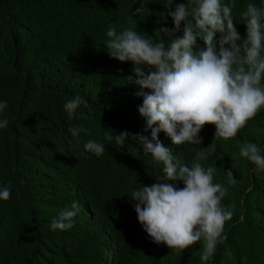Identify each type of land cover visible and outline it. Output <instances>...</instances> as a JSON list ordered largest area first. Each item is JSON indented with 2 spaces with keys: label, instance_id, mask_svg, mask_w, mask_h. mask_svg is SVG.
Masks as SVG:
<instances>
[{
  "label": "trees",
  "instance_id": "1",
  "mask_svg": "<svg viewBox=\"0 0 264 264\" xmlns=\"http://www.w3.org/2000/svg\"><path fill=\"white\" fill-rule=\"evenodd\" d=\"M248 2L235 0L232 12L242 38L240 12ZM163 11V0H0V100L7 101L0 115L9 120L0 130V184L11 182L10 198L0 202V264H201L203 240L170 249L152 242L137 220L127 194L155 183L161 166L133 141L108 139L150 130L143 131L138 88L124 82L132 65L110 57L104 45L107 27L158 38L159 27L172 26L171 18L159 20ZM77 94L88 105L70 119L63 105ZM71 126L88 133L73 137ZM214 133L205 124L199 145H173L163 132L158 138L189 166L215 145L202 163L216 167L213 182L228 187L222 204L233 216L209 264H264V173L253 175L239 155L245 142L264 150V109L228 141ZM88 139L103 143L105 153H86ZM72 201L81 206L74 227L52 230V219Z\"/></svg>",
  "mask_w": 264,
  "mask_h": 264
},
{
  "label": "clouds",
  "instance_id": "2",
  "mask_svg": "<svg viewBox=\"0 0 264 264\" xmlns=\"http://www.w3.org/2000/svg\"><path fill=\"white\" fill-rule=\"evenodd\" d=\"M234 3L163 0L159 20L166 23L171 18L172 26L159 27L158 38L134 27L118 31L112 24L105 33L109 56L132 65L124 82L138 88L135 95L142 97L138 113L145 120L143 131L150 130V135L124 130L111 133L108 139L120 146L133 141L161 166L155 183L136 186L127 194L137 220L152 242L170 249L182 252L203 240L201 264H209L217 246L227 239L225 222L233 216L232 206L222 204L228 187L214 183L216 167L202 163L215 152V145L210 144L207 153L200 152L189 166L179 162L158 134L163 132L173 145H199L202 127L212 124L214 138L228 141L264 109V0L259 5L249 0L240 12V23L246 26L243 38L234 24ZM87 105V99L77 94L63 107L71 119ZM6 108L7 101L0 100V114ZM8 125L9 120L0 115V130ZM68 131L73 137L88 133L82 126H71ZM83 148L96 157L106 150L93 139ZM239 155L254 166L253 175L264 173V150L258 144L245 142ZM224 172L227 184L234 185L232 171ZM177 182L183 187H177ZM10 196L11 182L0 184V202ZM80 211L79 202L72 201L52 219L50 228L70 230Z\"/></svg>",
  "mask_w": 264,
  "mask_h": 264
}]
</instances>
